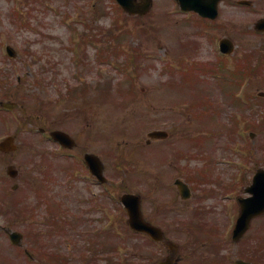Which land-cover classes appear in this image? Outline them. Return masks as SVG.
Masks as SVG:
<instances>
[{
    "label": "rangeland",
    "instance_id": "374dc122",
    "mask_svg": "<svg viewBox=\"0 0 264 264\" xmlns=\"http://www.w3.org/2000/svg\"><path fill=\"white\" fill-rule=\"evenodd\" d=\"M260 17L228 2L205 21L173 0H153L144 15L115 0H0V101L18 106L0 111V140L15 145L0 149V226L23 235L17 247L0 232V264H53L47 253L56 263L155 264L166 253L128 231L124 192L177 240L178 264L225 255L264 264V215L236 245L230 239L236 198L264 170V34L252 28ZM224 38L233 49L221 59ZM52 130L76 148L60 149ZM152 131L167 136L150 140ZM85 152L102 161L106 185L83 168ZM177 178L191 189L185 200ZM47 209L58 227L44 220ZM188 229L209 240L195 245Z\"/></svg>",
    "mask_w": 264,
    "mask_h": 264
},
{
    "label": "water",
    "instance_id": "95a60500",
    "mask_svg": "<svg viewBox=\"0 0 264 264\" xmlns=\"http://www.w3.org/2000/svg\"><path fill=\"white\" fill-rule=\"evenodd\" d=\"M119 2L122 4L125 10L131 14L135 12L142 14L148 10L149 5H150V0H145L143 4L138 7L134 5V0H119ZM197 4L194 7V9L201 11L200 7L198 6L199 4L198 5ZM207 15L209 16V14ZM212 17H214L213 14H212ZM261 22L262 24L258 25L257 28L264 29V22L263 21ZM54 136L64 144L67 143L69 145L71 143L69 137L66 134L56 132L54 133ZM150 136L151 137H165L166 135L161 132H154V133H151ZM9 141L11 140L9 139ZM6 144L7 143L2 145V147H5ZM86 159L88 161L91 171L95 172L96 175L100 179L103 180L102 166L100 162L95 157H92L89 155L86 156ZM246 191L251 193L252 196L246 199H241L239 201L241 205V211H240L239 218L237 220L236 227L234 229L233 238L235 241L238 240V238L245 233V231L247 230L250 224V220L255 215L264 211V171L263 170H259L257 172V174L255 175L253 179L252 185ZM121 202L125 205L129 213V216H130L129 225L133 229L137 231L145 232L156 240L162 239L160 230L149 225L142 219L141 212H140L139 197L126 194L121 197ZM12 240L15 243H19L20 236L18 234H15L12 236ZM171 249H173V247H171ZM158 264H174V259L173 257L170 256L166 258L164 261L159 262ZM236 264H246V263L239 261Z\"/></svg>",
    "mask_w": 264,
    "mask_h": 264
},
{
    "label": "flooded vegetation",
    "instance_id": "af4514ba",
    "mask_svg": "<svg viewBox=\"0 0 264 264\" xmlns=\"http://www.w3.org/2000/svg\"><path fill=\"white\" fill-rule=\"evenodd\" d=\"M240 6H244L247 9H252L253 13L261 15L260 18H264V0H237ZM236 1V2H237ZM204 264H208L205 262Z\"/></svg>",
    "mask_w": 264,
    "mask_h": 264
}]
</instances>
